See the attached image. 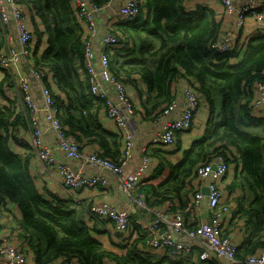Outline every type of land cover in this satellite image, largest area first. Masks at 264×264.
Returning <instances> with one entry per match:
<instances>
[{
    "label": "trees",
    "instance_id": "obj_1",
    "mask_svg": "<svg viewBox=\"0 0 264 264\" xmlns=\"http://www.w3.org/2000/svg\"><path fill=\"white\" fill-rule=\"evenodd\" d=\"M19 1L43 25L42 31H37V25L33 28L29 61L48 69L47 84L63 111L59 116L62 124L71 133L94 141L104 157L119 161L121 135L102 124L104 101L89 92L88 78L82 72L86 29L74 6L70 0ZM96 1L101 5L109 2ZM138 1L142 15L135 22L120 20L116 24L120 42L111 48L114 53L110 55L113 74L127 90L130 85L140 94L135 114L157 119L176 99L172 85L180 78L194 86L209 110L204 134L183 149L176 162L169 160L168 154L178 150L183 134L193 125L180 131L174 144L149 145L152 148L146 153L158 162L140 189L146 192L151 206L161 205L172 196L190 200L194 192L188 185L199 166L220 153L229 162L241 160V173L234 185L250 191L251 199L240 203L237 210L231 209L230 223L223 233L245 227L244 237L237 244L240 256L259 254L264 249V118L253 112V100L255 84L264 79V32L248 37L243 51L235 47L217 52L210 43L224 39L226 26L214 9L202 6L192 11L189 0ZM46 32L47 46L41 48ZM7 43L0 29V53ZM9 78L0 67V199L16 205L19 234L30 244L34 264H55L65 258H76L79 264H107L109 258L116 264H195L186 258L158 259L139 247L124 255L114 254L92 236L82 211L71 200L40 191L29 171L33 156L13 149L14 143H22L19 129L28 126L27 111L3 102ZM54 88L67 94L68 103ZM202 264L218 262L209 259Z\"/></svg>",
    "mask_w": 264,
    "mask_h": 264
},
{
    "label": "built area",
    "instance_id": "obj_2",
    "mask_svg": "<svg viewBox=\"0 0 264 264\" xmlns=\"http://www.w3.org/2000/svg\"><path fill=\"white\" fill-rule=\"evenodd\" d=\"M104 5L96 0H70L79 19L85 25L83 45V70L89 82V92L105 104V112L116 132L121 135L122 152L119 161L106 158L102 150L85 151L84 141L79 133L68 131L59 116L63 112L56 100L52 87L47 84L48 69L34 66L30 60L31 41L34 34L29 27V7L20 4L19 0H0V29L6 35V28H15L16 37L8 38L6 48L0 53V67L9 78L8 86L21 95L22 104L27 111L28 127L31 143L39 160L42 162L56 182H59L73 195L84 188H102V192L111 185L112 177L126 194L131 206H135L144 213V218L133 217L131 208L120 209L105 199L90 205L89 217L98 218L112 225L110 228L116 243L129 250L139 247L161 259H189L192 263L202 264L209 259H223L226 264H264V249L259 254H248L242 258L237 244L230 234L223 233L228 221L231 208L223 200V192L219 178L230 170V162L224 153L214 156L197 168L196 177L207 188L205 192L201 186L194 191L191 207L195 210L202 208V202L207 199L209 218L201 220L193 227L188 226L179 206L180 198L172 196L161 205L151 206L147 201V194L140 189V184L153 175L152 158L142 149L139 163L131 170L129 166L136 154V125L133 122L136 106L129 96L125 83L115 76L111 69V49L120 42V35L115 32L113 24L104 20ZM223 7L224 23L230 24L232 19L236 29H242L253 23L264 25V3L252 0L236 2L235 0H217ZM143 8L138 0H122L115 11L117 19L125 22H135L142 15ZM260 31V32H259ZM264 32V26L257 27L252 35L241 32L240 36H225L224 39L210 43L217 52H228L233 48L243 51L248 37ZM234 42L236 44L234 45ZM29 65L33 74L39 98L33 97V87L27 77L19 76L14 68L20 62ZM255 98L253 112L264 118V79L255 84ZM185 95L182 110L177 111L179 102L173 99L157 117L163 125L151 140L152 146L171 145L177 140L180 131L190 128L194 122L195 113L203 103L192 84L183 88ZM177 112L178 116L174 117ZM45 119L47 128L51 131L55 147L44 144L41 122ZM63 154L67 159L79 161L83 168L102 169L101 173L87 174L83 169L70 167L65 160L57 157ZM105 172V173H104ZM216 174L213 178L212 175ZM104 193V192H103ZM54 195V194H53ZM48 196V195H47ZM55 196H57L55 194ZM50 197V196H49ZM50 199H52L50 197ZM0 199V264H28L30 244L19 234V223L14 221L12 211ZM77 207V205H75ZM177 207V210L175 209ZM180 236L187 237L182 239ZM198 240L199 244L188 242ZM13 240L14 242H10ZM64 264H79L76 258H65Z\"/></svg>",
    "mask_w": 264,
    "mask_h": 264
},
{
    "label": "crops",
    "instance_id": "obj_3",
    "mask_svg": "<svg viewBox=\"0 0 264 264\" xmlns=\"http://www.w3.org/2000/svg\"><path fill=\"white\" fill-rule=\"evenodd\" d=\"M121 1L122 0H111L108 6L103 7L104 20L113 24L114 27L120 21L119 19H117V16L115 15V11L119 7ZM235 1L238 3V2H242L246 0H235ZM252 1L257 2L259 4L264 3V0H252ZM188 5L192 11H196L198 7L207 6L209 8L214 9L219 16H222L224 18L223 7L217 0H189ZM28 19H29V27H30V30H32V33L35 34V32H33V28L36 29L37 26L39 27L37 31L38 30L42 31L43 25L38 20H36L35 14L32 11L29 12ZM230 20H231L230 24L224 23L226 26L224 28L225 30L224 36H236L238 38L241 32L246 35H251V34L253 35L257 27L264 26L258 23L255 24L253 23V20H250L248 25L245 26L242 29V31H240V29H236L234 27L232 19H229V21ZM5 32L8 38H12L13 40L12 44L17 45V43L14 41L16 37L15 28L10 25L9 27L6 28ZM47 41H48V34L46 32V37L42 36L41 38L40 47L43 48L47 46ZM33 43L34 41H31V47H33ZM30 63L32 64V62ZM14 71L17 75L22 76V77H27L29 79L33 87V91H32L33 97L35 99H38L39 92L37 90L36 83H35L33 74L30 71L29 65L22 61L17 64V66L14 68ZM188 84H189L188 80L185 78L174 80L172 88H173L175 97L179 102V108H177V111L182 110L184 106L185 95L183 94V88L187 86ZM139 85L141 88L145 89V86L143 83L140 82ZM54 89L55 91L57 90L56 88ZM5 91H6V94H5L3 102L10 103L12 106H16L19 110H22L23 112L26 113V108L22 104L21 95H19L17 92L13 91L9 87H7ZM128 91H129L128 94L130 97H132L135 105L138 104L140 94L136 92V89L133 86H130V85H128ZM56 94L58 95V97L62 98L65 103H68L67 94L63 93L60 90H57ZM177 116H178V113L175 112L174 117H177ZM208 116H209L208 107L204 106L202 103V107L198 109L197 113H195L192 129L183 134L182 140H181V146L178 148V150H176V152L174 151V153L172 154L171 153L168 154L169 160L174 161V162L179 160L181 156L183 155V149L187 148L194 139H198L204 134ZM100 120L106 128H108L109 130L113 132H116L112 123L108 120L106 116L105 109H103L100 114ZM133 122L136 125L135 142H136L137 148H136L135 157L133 158L129 166V170L133 169L139 163L141 156H142L141 152L143 148H146L147 150H150L152 148L149 146L151 145V140L163 125L162 121H157V120L152 121L149 117L144 116V114L140 112L134 115ZM41 125H42V130L44 131V136H43L44 144H48L52 147H55V143L53 141L51 131L47 128L45 119L41 122ZM27 126H29L28 121H27ZM19 136L23 138L21 141H19V142H22L23 144L14 143L13 149L17 153H20L21 155L27 154V155L33 156L29 171L32 177L34 178V181L37 187L40 189V191H42L46 195L56 194L59 199H65L69 201L71 200L72 203H74V205H77L76 208L82 211L84 221L90 228V232L92 236L96 238L97 240H99L103 244L105 249H107L108 251L114 254H118V255H124L125 253H127L126 249L122 248L116 243L113 237V232L110 229L112 225L109 223H104V221L101 219L89 217V214H88L89 207L92 203L98 202L101 199H105L106 201L110 202L111 204H113L114 206L120 209L131 208L133 217H138L140 219L144 218V213L141 210H139L135 206L130 205L126 194L122 191L121 187L117 184V181L114 175L104 172L109 177H112L111 185L107 187L105 191H103L104 193L101 191L102 188H93V189L84 188V189L78 190L71 196L69 195L67 190L59 182H56L53 179V176L48 171H46V168L44 167L42 162L37 157L35 150L31 143V135H30L29 127L28 128L21 127L19 129ZM81 139L84 141L85 145L83 148L85 151H93L97 149L100 151L102 150L100 146H98L94 141H91L85 137H81ZM170 150H173V148H171ZM56 155L57 157L65 160L66 163L70 167L76 170L83 169V171L87 174L103 172L102 169L100 168L95 169V170L88 169V168L85 169L83 168L82 164L79 161L75 159H67L63 157V154L61 153H56ZM157 162L158 161H156L155 159L152 160V169L155 168V166L157 165ZM241 164H242L241 160H238L235 162L230 161V165H231L230 170L226 173L224 177L219 178L220 186L223 192V200L229 204L230 208L233 211L238 209L240 203L244 202L247 204L251 199L250 191H248L244 187L234 185V182L236 181L237 177L241 173ZM212 177L215 178L216 174L214 173ZM199 186H201L204 191H207V188L205 187V185L199 182V178L194 176L188 185V189L194 192L195 190L199 188ZM191 202H192L191 199L188 200L187 198H184V197L180 199V202H179V206L182 209V215L187 220L189 227H193L196 223L201 222V220L209 218V207L207 204V199H204V201L202 202V208L195 210V211L191 207ZM5 208H7L8 211L9 210L12 211L14 221L19 223L20 213L17 212L16 205L13 202H9L5 205ZM227 220L228 221H226V226L224 230L228 229V226L230 223L229 219ZM245 230H246L245 227L240 226L239 228L236 229L234 233L232 234L230 233V235L233 238V242L235 244L239 245L241 243V240L244 237ZM180 237L182 239L187 238L185 236H180ZM186 241L199 244L198 240L193 241V240L187 239ZM10 242H14V241L10 240ZM32 252L29 253L28 264H34V254ZM217 262L218 264H226L223 259H218ZM55 264H64V259H59ZM107 264H116V262L113 259L109 258L107 260Z\"/></svg>",
    "mask_w": 264,
    "mask_h": 264
},
{
    "label": "rangeland",
    "instance_id": "obj_4",
    "mask_svg": "<svg viewBox=\"0 0 264 264\" xmlns=\"http://www.w3.org/2000/svg\"><path fill=\"white\" fill-rule=\"evenodd\" d=\"M230 213H231V211H230Z\"/></svg>",
    "mask_w": 264,
    "mask_h": 264
},
{
    "label": "water",
    "instance_id": "obj_5",
    "mask_svg": "<svg viewBox=\"0 0 264 264\" xmlns=\"http://www.w3.org/2000/svg\"><path fill=\"white\" fill-rule=\"evenodd\" d=\"M206 192V191H205Z\"/></svg>",
    "mask_w": 264,
    "mask_h": 264
}]
</instances>
